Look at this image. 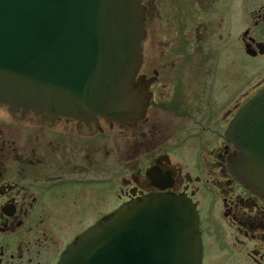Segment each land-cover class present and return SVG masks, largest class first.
Masks as SVG:
<instances>
[{
    "label": "flooded vegetation",
    "instance_id": "obj_1",
    "mask_svg": "<svg viewBox=\"0 0 264 264\" xmlns=\"http://www.w3.org/2000/svg\"><path fill=\"white\" fill-rule=\"evenodd\" d=\"M140 4L134 83L146 101L139 120H43L0 105V264H59L121 205L172 194L196 208L199 186L213 190L222 208L218 254L207 258L199 231L201 264H264V201L230 173L226 135L264 89V0ZM190 141L198 176L172 161Z\"/></svg>",
    "mask_w": 264,
    "mask_h": 264
},
{
    "label": "water",
    "instance_id": "obj_2",
    "mask_svg": "<svg viewBox=\"0 0 264 264\" xmlns=\"http://www.w3.org/2000/svg\"><path fill=\"white\" fill-rule=\"evenodd\" d=\"M143 19L140 0H0V105L43 120H139ZM226 135L235 150L230 173L264 201V89ZM59 264H201L195 207L172 194L130 201L81 235Z\"/></svg>",
    "mask_w": 264,
    "mask_h": 264
},
{
    "label": "rangeland",
    "instance_id": "obj_3",
    "mask_svg": "<svg viewBox=\"0 0 264 264\" xmlns=\"http://www.w3.org/2000/svg\"><path fill=\"white\" fill-rule=\"evenodd\" d=\"M194 144V141L186 142L181 149L172 152L171 156L173 157L172 161L178 163L184 171L189 172L191 176H198V155L194 154V151L192 153L190 151ZM195 149H197L196 144ZM194 202L199 217V231L204 243L206 256L207 258H211L218 254L217 251L219 250L216 241L220 243L222 233V217L220 216V211H222L221 203L215 192L205 186L198 187ZM106 206L107 203L102 201L101 208Z\"/></svg>",
    "mask_w": 264,
    "mask_h": 264
}]
</instances>
